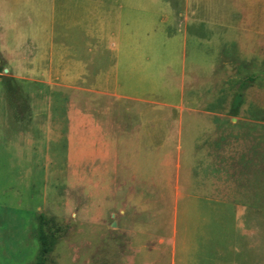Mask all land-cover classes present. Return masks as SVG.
<instances>
[{
  "label": "rangeland",
  "instance_id": "374dc122",
  "mask_svg": "<svg viewBox=\"0 0 264 264\" xmlns=\"http://www.w3.org/2000/svg\"><path fill=\"white\" fill-rule=\"evenodd\" d=\"M110 11L114 23L131 28L126 46L157 51L150 58L170 62L173 76L187 34L185 97L212 119V191L199 184L208 175L202 168L182 166L178 175L175 150L157 176L147 173L146 152L129 150L125 169L121 151L109 167L108 153L75 150L64 113L76 110L77 99L90 112L91 87L47 88L44 69L76 64L77 55L92 71L112 66L124 36L117 44L104 26ZM52 109L63 132L47 144L43 116ZM0 115V264H34L40 214L56 235L45 264H197L173 253L174 225L239 224L240 232L261 212L243 171L264 130V0H0ZM231 253L227 264H235Z\"/></svg>",
  "mask_w": 264,
  "mask_h": 264
},
{
  "label": "crops",
  "instance_id": "0c3cea01",
  "mask_svg": "<svg viewBox=\"0 0 264 264\" xmlns=\"http://www.w3.org/2000/svg\"><path fill=\"white\" fill-rule=\"evenodd\" d=\"M108 7L111 8L110 5ZM170 13L174 18L176 17L171 7ZM103 16L104 21L107 22L104 26L107 25L109 34L114 35L117 44L121 35L124 36V47L117 49L119 46L115 44L113 46L115 52L112 55V66L101 69L93 64L92 71L91 65L89 67V64H85L77 55L76 64L71 63L70 60L65 67V63L60 61L44 69V83L47 88L71 86L75 81L77 88L81 87L80 84L84 86V82L91 87L90 112L87 110L88 103L77 99L76 110L68 114L64 113L65 121L69 119L72 123L70 135L73 136L71 141L75 143V150L106 152L109 167L113 153L121 151L125 169L128 167L126 161L129 150L146 152L147 173L151 176L159 175L162 167H169L167 160L171 159L170 154L175 150L179 154L176 164L178 175L181 174L182 166L202 168L208 175L204 174L203 180L199 179V184L205 192L212 191L215 178L211 175L213 160L209 153L211 149L207 146L208 136L212 133L210 121L212 119L207 110L198 108L195 97H185L187 87L183 45L186 43L187 34H182L180 67L174 70L173 76L169 69L170 62L157 65L150 58L153 52L157 53V51L142 48L145 46L141 44L139 47L126 46V44L131 46L132 37L131 28L129 29L127 24L121 27L119 23H114V15L111 11L107 15L103 13ZM93 17L95 20L96 16ZM118 18L115 17V21ZM184 18L188 21L191 17L186 15ZM142 32H144L143 24L140 26L139 35ZM133 43L137 42L133 41ZM146 44L152 46L147 41ZM71 64L74 67H71ZM48 71L59 74H48ZM86 76H90L89 81ZM53 92L52 107L57 104L55 96L57 93ZM48 100L49 97L46 96L45 106L48 105ZM60 118L63 117H59L53 109L45 112L42 126L47 144L58 136L61 139L63 131ZM202 121L206 125L205 129L201 128ZM258 139V142L251 146V167L248 166L250 171L246 169L243 172L250 176L254 185L253 195L257 203L259 201L257 207L262 213L258 209L255 210V215L247 218V222L253 225L241 226L240 232L239 224L211 222L174 225L171 242L173 253L178 254L180 261L187 257L197 261V264H227V257L232 251L231 254L235 255L232 263L239 264L240 261V264H243L246 261L250 264H264V223L261 222L264 221V130L259 131ZM181 152H183L182 164ZM141 156L143 157V153ZM183 195L185 196V193L180 190L178 198H183ZM236 210H239L237 205ZM249 244H251V253Z\"/></svg>",
  "mask_w": 264,
  "mask_h": 264
},
{
  "label": "trees",
  "instance_id": "16d2710c",
  "mask_svg": "<svg viewBox=\"0 0 264 264\" xmlns=\"http://www.w3.org/2000/svg\"><path fill=\"white\" fill-rule=\"evenodd\" d=\"M44 222V216L40 214L38 227V239L40 242V247L34 264H45L46 255L52 250L53 245L56 242V235L54 233H48L44 230Z\"/></svg>",
  "mask_w": 264,
  "mask_h": 264
}]
</instances>
